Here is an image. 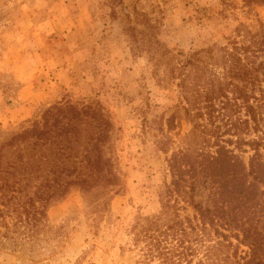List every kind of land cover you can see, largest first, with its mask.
I'll use <instances>...</instances> for the list:
<instances>
[{
	"label": "rangeland",
	"instance_id": "rangeland-1",
	"mask_svg": "<svg viewBox=\"0 0 264 264\" xmlns=\"http://www.w3.org/2000/svg\"><path fill=\"white\" fill-rule=\"evenodd\" d=\"M260 62L264 3L0 0V143L51 105L99 101L121 177L111 199L75 187L38 226L0 227V264H159L142 262L136 219L161 209L173 152L264 142Z\"/></svg>",
	"mask_w": 264,
	"mask_h": 264
},
{
	"label": "trees",
	"instance_id": "trees-1",
	"mask_svg": "<svg viewBox=\"0 0 264 264\" xmlns=\"http://www.w3.org/2000/svg\"><path fill=\"white\" fill-rule=\"evenodd\" d=\"M259 72L264 76V62L250 71L255 80ZM252 120H264L255 108ZM113 134L114 123L101 102H66L51 105L1 142L3 234L9 236L13 220L15 226H38L48 209L75 187L85 195L114 191L121 177L112 152ZM233 144L217 142L215 151L173 152L168 159L171 180L159 192L161 209L138 216L133 226L142 262L264 264V142L253 139L228 147ZM246 145L254 151L248 161L242 155L248 152ZM199 186H210L205 201L195 199Z\"/></svg>",
	"mask_w": 264,
	"mask_h": 264
}]
</instances>
